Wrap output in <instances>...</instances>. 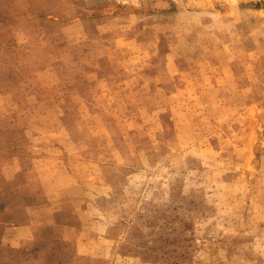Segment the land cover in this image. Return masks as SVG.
<instances>
[{
  "label": "rangeland",
  "instance_id": "obj_1",
  "mask_svg": "<svg viewBox=\"0 0 264 264\" xmlns=\"http://www.w3.org/2000/svg\"><path fill=\"white\" fill-rule=\"evenodd\" d=\"M0 264H264V0H0Z\"/></svg>",
  "mask_w": 264,
  "mask_h": 264
}]
</instances>
